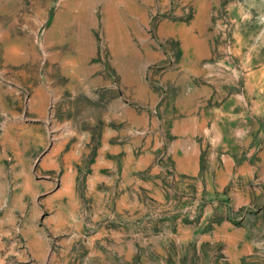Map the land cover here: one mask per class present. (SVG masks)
I'll return each instance as SVG.
<instances>
[{
	"label": "rangeland",
	"instance_id": "rangeland-1",
	"mask_svg": "<svg viewBox=\"0 0 264 264\" xmlns=\"http://www.w3.org/2000/svg\"><path fill=\"white\" fill-rule=\"evenodd\" d=\"M0 264H264V0H0Z\"/></svg>",
	"mask_w": 264,
	"mask_h": 264
}]
</instances>
